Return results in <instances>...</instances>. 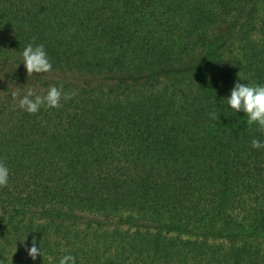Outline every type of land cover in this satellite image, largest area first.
<instances>
[{"label": "trees", "instance_id": "obj_1", "mask_svg": "<svg viewBox=\"0 0 264 264\" xmlns=\"http://www.w3.org/2000/svg\"><path fill=\"white\" fill-rule=\"evenodd\" d=\"M33 42L52 65L33 91L75 95L30 114ZM239 77L264 84V0H0V264H264Z\"/></svg>", "mask_w": 264, "mask_h": 264}, {"label": "clouds", "instance_id": "obj_2", "mask_svg": "<svg viewBox=\"0 0 264 264\" xmlns=\"http://www.w3.org/2000/svg\"><path fill=\"white\" fill-rule=\"evenodd\" d=\"M22 61L28 74L47 73L51 70L52 65L44 44L29 43L22 51ZM241 78L234 82L233 87L229 90L230 94L225 98L228 107L235 110L236 113L242 111L247 116V124L249 126L256 125L259 131H264V84L241 83ZM14 97L16 94H13ZM75 93L62 92L61 87L50 85L47 93L39 95L33 90H28L26 94L19 99V107L24 111L34 114L37 113L42 106L48 108H58L61 106V99L69 100ZM213 119L216 113H210ZM251 146L255 149L264 148V141L254 138ZM9 168L0 162V187H6L9 184ZM24 242L25 239H20ZM28 256L35 261L40 248L36 246L33 238L32 246L25 244ZM59 264H75V257L71 254L62 256Z\"/></svg>", "mask_w": 264, "mask_h": 264}, {"label": "rangeland", "instance_id": "obj_3", "mask_svg": "<svg viewBox=\"0 0 264 264\" xmlns=\"http://www.w3.org/2000/svg\"><path fill=\"white\" fill-rule=\"evenodd\" d=\"M21 69H23L22 73H21V71L19 72V71L16 70L20 74H19L18 78L16 79V81L13 84L16 87L19 86V85H22V86L24 85L26 87V89L33 90L34 87H33V84H32V81H33L32 78H34L35 73L34 74H28L26 69H24V68H21ZM9 70H10V72H14L15 71V70L10 69V68H9ZM59 77H60V75H59ZM62 78H64V76ZM6 79H9V78L6 76Z\"/></svg>", "mask_w": 264, "mask_h": 264}]
</instances>
